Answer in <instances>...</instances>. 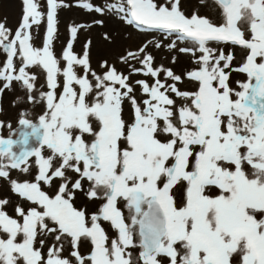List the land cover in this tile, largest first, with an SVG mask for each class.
I'll use <instances>...</instances> for the list:
<instances>
[{
	"label": "snow or ice",
	"instance_id": "obj_1",
	"mask_svg": "<svg viewBox=\"0 0 264 264\" xmlns=\"http://www.w3.org/2000/svg\"><path fill=\"white\" fill-rule=\"evenodd\" d=\"M213 3L220 9L219 25L195 12L187 17L180 0L159 5L156 0H114L104 6L92 0L75 5L46 0V13L40 0H22L14 33L0 21V51L6 54L0 67V114L3 92L14 82L28 93V102L45 107L36 121L26 118L25 110L17 130L0 120V178L30 202L27 208L16 207L17 218L5 210L9 200L0 199V264H72L62 256L63 245H51L45 258L42 247L49 235L56 241L71 239L77 264H264V0ZM71 6L111 12L140 31L175 36L193 46L179 52L200 53L193 61L199 67L184 77L163 65L154 67L147 49L161 43L147 41L119 58L129 66L128 75L107 61L101 64L106 71L96 74L90 40L82 55L73 52L78 32L90 25L72 23L61 69L53 51L58 9ZM45 19L43 46L35 47L33 28ZM241 21L248 25L247 36ZM211 44L249 52L242 65L233 66L231 49L226 53ZM168 47L176 48L175 41ZM33 67L46 72L47 91L37 93ZM232 72L246 74L247 80L232 87ZM132 73L154 78L151 85L135 82L148 97L143 107L130 83ZM167 79L174 83L166 84ZM185 79L195 82L196 90L176 86ZM19 102L23 98L14 104ZM125 102L131 120L125 119ZM5 127L8 138L2 134ZM33 166L38 169L34 182L11 177L12 171L27 174ZM55 179L62 183L49 195L41 183L51 186ZM77 191L89 200L102 199L99 212L89 215L86 208L75 207ZM103 222L115 238L110 240ZM82 239L92 245L87 257L78 250ZM136 248L138 260L132 255Z\"/></svg>",
	"mask_w": 264,
	"mask_h": 264
},
{
	"label": "rangeland",
	"instance_id": "obj_2",
	"mask_svg": "<svg viewBox=\"0 0 264 264\" xmlns=\"http://www.w3.org/2000/svg\"><path fill=\"white\" fill-rule=\"evenodd\" d=\"M61 3H67L69 5H75L80 2V0H59ZM107 2H114V0H92V3L95 5L104 6ZM159 4H165L166 0H156ZM42 11L46 13L47 4L46 0H40ZM170 7V5H168ZM179 7L184 14L191 18L193 13L195 12L200 17H207L212 20L214 23L219 25L221 23V14L220 9L216 7L213 3V0H205V3H201V0H180ZM22 0H0V21L6 22V27L11 29L14 33L20 22L21 17L23 15L22 12ZM57 36L53 41V51L56 57L60 60V67L63 69L66 67V61L62 58V52L66 49V45L70 40V25L75 23L77 25L84 24L90 25V27H86L81 29L78 32L77 38L73 43V52L82 55L84 49V45L87 41H91V45L89 50L90 56V64L92 70L96 74H102L106 69L101 67V64L104 61H107L109 65H115L117 70L125 75L130 73V68L127 64L120 61V57L125 55L129 51H136L141 48L147 41H153V43L159 42L161 43L160 48H155L153 44H150L147 51L152 53L154 56V67H158L163 65L165 69L171 68L173 72L177 75H181L184 77L187 71H191L199 67L198 64L194 63V59L200 55L197 51L195 56L191 54L181 53L179 52L180 48L184 47H193L191 44L187 42L177 41L175 36H166L164 33L159 31H140L136 29L132 25H128L124 20H122L117 14H113L111 12H107L105 14H100L96 12H88L84 9L76 6H71L68 8H60L58 9V17H57ZM103 21L102 24L93 23L94 21ZM240 26L243 30H245L246 36L248 35L247 28L248 25L243 21L240 22ZM107 34V38L105 37ZM33 45L35 47H42L43 41L46 37V19L41 22L39 26H34L33 28ZM175 41L176 48L170 49L168 45ZM211 47L215 48H223L227 53L229 49L234 53L235 59L232 62L233 66H240L245 62V58L248 55L249 50L239 47L232 46L230 44H211ZM138 55H141L137 53ZM176 57V63H172L173 57ZM19 60V57L17 58ZM6 60V54L0 51V67H2L3 62ZM131 63L136 67L140 68L142 65L137 61L133 60ZM21 66L19 63L17 67ZM78 74L83 75L84 69L82 67L76 68ZM226 71H228L226 69ZM31 73H35L38 77L37 80V93L39 91H47L46 86V72L33 67L30 69ZM63 76H58V81L61 84V87L57 89V93L59 94L62 91L63 84ZM89 79L95 83L94 77L89 74ZM160 79L165 81V74L161 72ZM138 80H146L150 85L154 82V78L151 76H145L142 73H132L130 75V83L133 84L135 89V95L138 101H141V106L143 107L142 101L147 99V95L142 93V89L139 85H136L135 82ZM246 81L247 75L240 74L238 72H232L230 77V84L232 87L236 86V81ZM174 81L171 79L166 80V84H172ZM3 82H0V87H2ZM43 86V87H41ZM176 86L181 91H194L196 90V83L185 79L183 83H177ZM78 87V86H76ZM162 91L164 89H161ZM237 90H239L237 88ZM172 98L177 100V105L181 103L180 99L175 96V94L169 93ZM28 93L26 91H22L20 86L15 82L13 83L12 90H4L2 95V106L3 113L0 114V120L11 123V128L13 130L19 129V119H21V114L27 110V117L33 121H36L38 116L45 110L44 104L39 103L37 105H33L27 100ZM18 97L23 98V102L15 103ZM124 116L125 119L131 120L132 112L130 105L125 102L124 105ZM3 137L8 138L10 135V130L5 127L3 130ZM13 138H17L13 136ZM35 145V141L32 142ZM46 155L48 153H45ZM34 159V158H32ZM58 161L56 162L58 166ZM38 174V169L33 166L30 169V172L25 174L19 171H12L11 177L17 179L19 182L29 181L34 182L35 176ZM67 175L76 178L75 174L68 172ZM62 183L60 179H55L51 186H48L41 183V188L49 195H54L58 190V186ZM87 187V185H86ZM180 195L179 193L177 194ZM7 198L9 203L5 206V210L9 215L13 217H17V213L15 211L16 207L19 205L20 207H29L30 202L21 198L18 194L14 193L11 190L10 183L8 180L0 178V199ZM74 206L77 208H86L87 213L89 215L93 213H98L101 205L104 203L102 199H94L89 200L87 197L77 191L75 194V199L73 201ZM121 208H124V204L121 202L119 204ZM125 215L127 216V210L125 209ZM18 218V217H17ZM259 218V217H258ZM103 227H105L107 234L109 235L110 240L116 237V232L110 227L107 222H103ZM53 244H56L57 247L63 245L62 248V256L69 258L72 261V264H77L74 257L71 256V252L74 250L73 245L71 243L70 238L62 237L60 241H56L53 235H49L45 240V243L42 247V252L45 254V258L47 256V251L49 247ZM39 246V245H38ZM91 243L87 240H83L79 245L78 250L81 255L87 257L91 250ZM140 249L136 248L132 250V255L134 260H138V253ZM86 264L88 262L86 261ZM166 264V261L164 262Z\"/></svg>",
	"mask_w": 264,
	"mask_h": 264
}]
</instances>
